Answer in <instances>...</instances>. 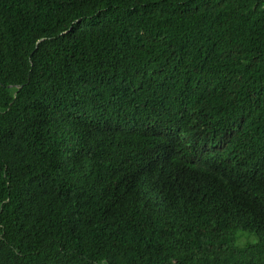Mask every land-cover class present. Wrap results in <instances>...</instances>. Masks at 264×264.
Wrapping results in <instances>:
<instances>
[{
	"label": "trees",
	"instance_id": "trees-1",
	"mask_svg": "<svg viewBox=\"0 0 264 264\" xmlns=\"http://www.w3.org/2000/svg\"><path fill=\"white\" fill-rule=\"evenodd\" d=\"M0 264H264V0H0Z\"/></svg>",
	"mask_w": 264,
	"mask_h": 264
},
{
	"label": "rangeland",
	"instance_id": "rangeland-1",
	"mask_svg": "<svg viewBox=\"0 0 264 264\" xmlns=\"http://www.w3.org/2000/svg\"><path fill=\"white\" fill-rule=\"evenodd\" d=\"M242 235H243L242 237H244L246 240L249 239V241H252V242L255 241V238L252 235H248V233H243ZM241 243L243 244L244 240H242Z\"/></svg>",
	"mask_w": 264,
	"mask_h": 264
}]
</instances>
